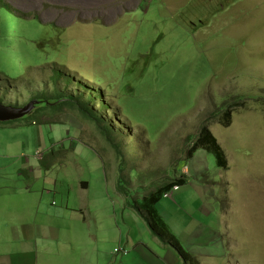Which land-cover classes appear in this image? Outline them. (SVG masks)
<instances>
[{"label":"rangeland","instance_id":"rangeland-1","mask_svg":"<svg viewBox=\"0 0 264 264\" xmlns=\"http://www.w3.org/2000/svg\"><path fill=\"white\" fill-rule=\"evenodd\" d=\"M0 3L15 11L2 28L0 19V60L13 73L0 71V100L33 102L0 120V202L8 200L6 213L26 209L16 223L22 235L37 222L61 228L40 239L43 254L45 245L60 251L42 260L123 264L130 235L132 264H157L140 261L134 246L162 257L176 250L128 202L184 177L157 205L192 250L187 262L176 252L180 264H264V0ZM78 102L104 120L119 149ZM227 106L229 126L219 119ZM204 123L227 168L203 148L188 158Z\"/></svg>","mask_w":264,"mask_h":264},{"label":"trees","instance_id":"trees-1","mask_svg":"<svg viewBox=\"0 0 264 264\" xmlns=\"http://www.w3.org/2000/svg\"><path fill=\"white\" fill-rule=\"evenodd\" d=\"M1 4V3H0ZM0 19L2 20L1 28L3 27L4 20L6 17L11 16L13 19L12 14L15 12L14 9L6 4L0 5ZM4 19V20H3ZM5 31L3 32V34ZM0 34V40L1 36ZM4 58L3 61L0 60V71L3 75H12L13 73L5 67ZM4 67V71L1 68ZM64 73V72H62ZM57 80V79H56ZM259 101V100H258ZM262 105H264V99L261 100ZM242 101H235L232 105H240ZM83 113L91 118L96 124L99 130L104 134L106 138L111 142V144L119 149V144L114 141L113 133L111 129L105 125L104 120L102 118L97 117L90 109L88 104L83 105V103H77ZM77 106L76 104H74ZM232 106H227L222 113L220 121L223 125L229 126L231 124L232 112L234 111ZM199 148H203L204 150L211 152L214 154L216 163L219 167L227 168V156L224 151V148L218 142L216 136L213 132L209 129L206 123L202 124L200 130L192 142V144L187 149V156L192 157L196 150ZM186 181L184 177H179L174 179L171 182H167L158 186L155 190L149 191L148 193L144 194L140 200L135 199L134 202L129 203L130 208H132L145 222L146 226L150 230V232L157 236L165 245L169 244L172 246L177 254L180 256L184 262L193 261L192 253L189 249H186L182 244L179 237L174 233L171 229L169 223L163 217L161 211L158 208V202L164 197V193L171 190V187L174 185H181L184 184ZM179 189V188H178ZM177 189V190H178ZM175 190V191H177ZM174 191V192H175Z\"/></svg>","mask_w":264,"mask_h":264},{"label":"crops","instance_id":"crops-1","mask_svg":"<svg viewBox=\"0 0 264 264\" xmlns=\"http://www.w3.org/2000/svg\"><path fill=\"white\" fill-rule=\"evenodd\" d=\"M110 177L112 178L113 181L116 180L115 179L116 177L113 173L110 174ZM81 184H82L81 185L82 188H85V189L89 188L88 182L82 181ZM174 193L175 192H173V195ZM6 202L8 203V200L6 199H3V201L0 202L1 204L0 206V264H56V260L54 258L44 257L43 260L40 258V254H43V253L41 252V249H40L41 245L39 241L40 239L47 238L48 235H45V234L49 232L51 233L50 237L57 236L58 233H60L61 228L57 227L56 223L53 221L52 222L49 221L48 222L49 224L37 222V224H34L32 227L27 226V225L24 226L23 235H22L18 232L16 223H17V220L19 219L20 220L26 219L27 215H25V213H27V211L21 205L20 206L13 205L14 207L9 206L7 213L11 214V217L6 218L5 216L7 215V213L4 211L5 207L3 206V204ZM39 210L40 209H38L37 211ZM160 211L163 215L162 210ZM57 213L54 212L53 214L55 215V217H52V218H56ZM45 214H49V213L47 212ZM42 229H46L48 231L40 232V231H43ZM129 236L130 235L127 236L125 245L123 246L125 252L120 251L123 254V259L121 261L123 264H132V254H133L132 241L130 240ZM154 237L156 238V236ZM119 241L122 244V240H120V238H119ZM134 247H135L134 251L136 252L137 256L140 258V261H142L143 259H149L153 261L155 259L157 261V264H174V263L180 264L181 263L176 252L170 251L166 257H162L156 254L155 251L151 249L147 243H144L142 241H139ZM190 251L192 253V250ZM58 252L60 251L59 250L56 251V248L54 247L52 250L50 247H48V245L44 246V254L49 255V257H52V255H56V253ZM44 254L43 256H45ZM87 256L88 255L84 254L83 259H85Z\"/></svg>","mask_w":264,"mask_h":264},{"label":"water","instance_id":"water-1","mask_svg":"<svg viewBox=\"0 0 264 264\" xmlns=\"http://www.w3.org/2000/svg\"><path fill=\"white\" fill-rule=\"evenodd\" d=\"M33 104V102H29L25 106L15 107L12 105L4 104L0 100V120H10L17 117L22 116L23 114L28 112L29 107Z\"/></svg>","mask_w":264,"mask_h":264},{"label":"built area","instance_id":"built-area-1","mask_svg":"<svg viewBox=\"0 0 264 264\" xmlns=\"http://www.w3.org/2000/svg\"><path fill=\"white\" fill-rule=\"evenodd\" d=\"M178 188H179L178 185H174V186L171 188V190H169V191H167V192L164 193V196H165V197H172L173 192H174L175 190H177ZM119 250H120V249H116V252H119ZM121 251H122V252H125L124 249H121Z\"/></svg>","mask_w":264,"mask_h":264},{"label":"clouds","instance_id":"clouds-1","mask_svg":"<svg viewBox=\"0 0 264 264\" xmlns=\"http://www.w3.org/2000/svg\"><path fill=\"white\" fill-rule=\"evenodd\" d=\"M172 187H173V186H172ZM172 187H171V188H172ZM172 195H173V194H172ZM164 197H165V196H164Z\"/></svg>","mask_w":264,"mask_h":264}]
</instances>
